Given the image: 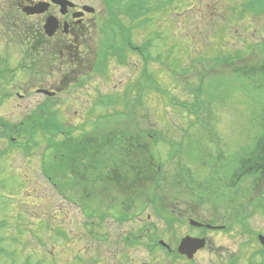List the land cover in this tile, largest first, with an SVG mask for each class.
Here are the masks:
<instances>
[{"label":"rangeland","instance_id":"1","mask_svg":"<svg viewBox=\"0 0 264 264\" xmlns=\"http://www.w3.org/2000/svg\"><path fill=\"white\" fill-rule=\"evenodd\" d=\"M75 1L91 4L97 11L87 15L78 40L70 39L72 56H64L65 61L73 60L70 65L63 67L58 54H49L50 68L45 62L36 70H16L26 48L9 45L0 34V55H9V66L15 68L13 83L4 84L9 76L0 83V121L16 126L9 136L0 132V264H14L13 253L20 264L30 256L34 264H50L54 258L69 264L74 252L87 259L94 256L96 245L102 264H112V253H104L123 239L145 236L178 242L193 232L187 229L188 221L178 219L180 212L233 224L227 231L208 234L206 247L197 255L200 264H229L232 260L234 264H264V250L256 236L264 235V173L233 185L228 182L233 167L239 170L235 161L242 155L248 157L241 168L249 173L250 151L254 155L258 149L264 151V6L250 8L251 0H174L172 4L149 0L153 6L164 5L150 13L146 22L137 21L133 26L118 11L136 46L151 43L146 52L152 59L146 66L142 52L129 51L126 63L111 57L104 72H91L104 37L102 23L110 16L102 0ZM2 6L0 0V14ZM78 75L85 78L83 85L77 84ZM39 87L60 90L46 99L36 92ZM19 88L32 89L29 96L18 98L17 91L24 94ZM2 93L12 96L2 99ZM107 95L119 100L116 107L100 105ZM125 95L131 98L129 111ZM47 103L53 126L72 132L77 146L93 134L115 130L145 136V144L138 148L140 152L134 150L133 160L138 158L142 171L146 161L161 172L162 180L148 183V191L146 182H138L128 169L121 182L94 179V175L76 182L72 179L75 185L68 187L66 195L74 199L57 192L45 174H57V146L48 147L40 133L39 142L29 144L24 132L34 122L27 114L41 109V104L46 108ZM158 135L161 141L154 138ZM57 139L61 136L53 141ZM11 140L30 148L13 145ZM237 188L243 193L235 194ZM129 190L137 191L131 194ZM152 190L159 198L169 190L165 197L171 206H177L173 215L167 211L172 218L169 223L154 214L149 203L139 209ZM178 193L183 196L179 200ZM79 196L101 218L92 223L77 205ZM259 196L263 197L256 203L254 198ZM113 208L116 214L125 209L138 216L120 224ZM129 233L132 238H127ZM97 237L109 242L96 244ZM126 249L129 263L150 256L142 249ZM118 250L116 254H120ZM169 261L163 260L165 264Z\"/></svg>","mask_w":264,"mask_h":264},{"label":"flooded vegetation","instance_id":"2","mask_svg":"<svg viewBox=\"0 0 264 264\" xmlns=\"http://www.w3.org/2000/svg\"><path fill=\"white\" fill-rule=\"evenodd\" d=\"M1 1L5 6H2V13L0 14L1 37L7 39L9 45L12 44L15 47L21 46L23 48H26L23 49V53H25L22 54L23 60H21L19 62L20 64L15 67L16 70L21 71H30L33 69L36 70L38 67H40V65H43L45 62H47V67L50 68V63L46 59L48 58L49 54H58V59L63 67L67 66V64L69 63L71 64V61L73 60L65 61L64 59V56L66 54L69 55V57L72 56L71 37L75 38L77 37V35H80L81 30L85 28L87 15H94L97 11L84 10V5L86 3H79L75 0H72L75 3L74 5H69L68 2L63 0H57L56 2H54L53 0ZM27 7L29 8L27 9ZM33 9L42 10V12L37 14H29L30 11H32ZM50 18L55 21L56 26V31L52 36H49L47 34L45 28V24ZM76 39L78 40V37ZM58 59H56V61H58ZM9 60V55H0V83H2V81H4V79L9 76L7 78L8 82H4V84L8 83V86L9 83H13V79H11V76L12 73L15 71V68L9 66ZM41 61L42 63L40 64ZM10 79L11 81H9ZM31 89L32 88H29L28 91L22 89V92L24 94H22L21 92H16V95L21 98L27 97L29 96V90ZM50 90L54 91L57 94L60 89L51 88ZM3 94L4 93L1 94V98ZM5 94L7 95L6 98L12 96L11 94ZM93 147L95 148L96 146ZM91 173L94 175V179H96V170H92ZM61 177L62 179H66L64 174ZM206 225L208 224L206 223ZM213 229L214 228L210 227H208L207 229L206 226H195V229L192 230L193 232H188L185 234L197 238H205V245L203 246V248L196 250L193 256H187L180 252V240L178 242L171 240L170 243H168V246H165V248H167L166 250L165 248L163 249L161 246L158 245L160 243L157 240L152 238H148L143 241L130 242L126 240H121L118 241V243L120 244H118L115 249L108 250L104 254L106 255L108 253H112L111 262L115 261L112 264H135V260L132 263L127 262L125 254L128 251L126 248H137L142 249L143 252H145L146 254H150V256L147 257L145 260L137 262L136 264H165L163 260H170V264H200L197 255L201 250L206 247L209 240L208 234L210 232H216ZM97 242L98 241L96 240L94 241V243L96 244ZM95 249L96 252L93 253L95 255L90 256L88 259L85 258L84 255L76 254L77 252H74L69 264H98L99 259L96 255V253H98V245L95 246ZM117 249H120L121 252L118 250L120 254L115 253ZM156 253H162L163 255L156 256ZM31 258L32 256H30L29 258L26 257L23 264H30ZM14 260V264H20L16 256ZM55 261L56 259L54 258V262H51L50 264H62L58 261Z\"/></svg>","mask_w":264,"mask_h":264},{"label":"trees","instance_id":"3","mask_svg":"<svg viewBox=\"0 0 264 264\" xmlns=\"http://www.w3.org/2000/svg\"><path fill=\"white\" fill-rule=\"evenodd\" d=\"M32 118L34 119V122L31 124L32 125V130L34 132H36L39 129L45 128V126L49 123V125H51V123L53 122V118L51 115H32ZM57 132L59 130L58 126H54ZM261 141H264L261 139ZM75 144H77V141H73ZM105 143L111 142V143H123V144H138L141 143L140 140L138 139H132L131 141H124V139H120L117 140V138H113L112 141L109 140H105ZM79 143V142H78ZM264 145V144H263ZM264 148V146H263ZM80 149L79 151H76L75 149H66V150H61V152H64L67 155H70L68 158L69 159H74V158H78L81 160H87L90 159L89 156H82V152L83 153H87L86 150ZM256 153V151H254ZM125 153V154H124ZM250 156H249V161L251 162L250 166H251V171L253 174L256 173V175L262 174L264 173V151H262L261 149L257 150V154L254 155V153L252 151H250ZM112 157H110V159L112 161H117V160H126V159H133L134 156L130 154L129 150H124V149H117L112 153ZM120 154V156H119ZM248 156V155H247ZM141 158V157H140ZM245 158H248L244 155H242L240 157V162H245ZM135 161H138V158L136 157L134 159ZM88 161V160H87ZM242 164V163H241ZM243 165V164H242ZM129 171H132L137 177H145L146 178V182L150 183V182H155L157 176H158V172L155 171V168L151 165H149L146 161H145V167H144V171H142V167L139 164H135L134 166H126ZM132 168H135L132 170Z\"/></svg>","mask_w":264,"mask_h":264},{"label":"water","instance_id":"4","mask_svg":"<svg viewBox=\"0 0 264 264\" xmlns=\"http://www.w3.org/2000/svg\"><path fill=\"white\" fill-rule=\"evenodd\" d=\"M51 22H49L50 24ZM49 33L52 34V31H53V25H50L49 28ZM192 239V238H185L183 241H182V250L185 251V252H188L189 249H192L193 248V242H189V240ZM196 241V240H195ZM203 244H201L200 246H202ZM196 246V245H195ZM196 248V247H195Z\"/></svg>","mask_w":264,"mask_h":264}]
</instances>
